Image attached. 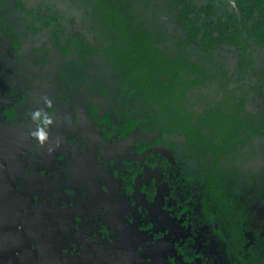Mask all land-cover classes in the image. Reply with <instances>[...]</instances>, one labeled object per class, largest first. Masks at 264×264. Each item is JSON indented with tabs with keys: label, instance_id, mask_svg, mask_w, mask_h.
<instances>
[{
	"label": "flooded vegetation",
	"instance_id": "af4514ba",
	"mask_svg": "<svg viewBox=\"0 0 264 264\" xmlns=\"http://www.w3.org/2000/svg\"><path fill=\"white\" fill-rule=\"evenodd\" d=\"M68 1L84 7L79 19L48 0H0V264H164L161 222L182 209L166 208L165 159L169 188L155 213V187L139 161L111 148L126 112L109 109L98 138L90 116L81 115L79 89L92 93L100 82L91 69L114 77L68 41L86 10ZM178 246L181 260L190 261L193 238Z\"/></svg>",
	"mask_w": 264,
	"mask_h": 264
},
{
	"label": "trees",
	"instance_id": "16d2710c",
	"mask_svg": "<svg viewBox=\"0 0 264 264\" xmlns=\"http://www.w3.org/2000/svg\"><path fill=\"white\" fill-rule=\"evenodd\" d=\"M78 1L85 16L68 41L110 67L143 127L182 137L195 164L163 160L166 208L191 207L223 264H264V70L253 56L264 0ZM220 46L237 52L234 77Z\"/></svg>",
	"mask_w": 264,
	"mask_h": 264
},
{
	"label": "rangeland",
	"instance_id": "374dc122",
	"mask_svg": "<svg viewBox=\"0 0 264 264\" xmlns=\"http://www.w3.org/2000/svg\"><path fill=\"white\" fill-rule=\"evenodd\" d=\"M48 1L66 18L75 17L79 19L82 16L84 7L77 3H71L68 0ZM43 37L44 35L36 37L38 45L41 44ZM27 47H29L28 44L23 46V50ZM218 52L229 73L234 77L236 74V50L229 46H220L218 47ZM253 56L257 68L264 70V48H255ZM91 72L100 82L93 89L92 93L79 89L80 94H78L77 100L86 109L82 111L81 115L83 117L90 116V118L88 117L90 119L89 122L98 138L101 133L102 118H105L104 114L109 109L116 108L126 112L127 120L125 125L118 137L112 139L113 141L110 142L113 146L111 148L119 152V154L131 155V157L139 161L146 182L153 184L155 187L151 207H153V212L159 213L162 210L163 197L169 188L164 177L165 175L160 168L161 159L167 160L177 171L187 167L193 170L195 164L183 158L186 145L180 136L162 134L157 129H144L142 120L126 107L124 95L120 91V85L112 78L110 70L91 69ZM6 135L9 136V133H5ZM2 140L0 139V141ZM136 141L144 143V147L137 149L135 145ZM106 148L111 150L109 146ZM190 214L191 207L187 206L180 210L176 218L171 217L162 220L163 235L157 243V248H159L161 256H164V264H168L167 261H169L170 256L175 259L174 264H223V259L216 248V241L211 235L209 226L192 219ZM186 237H192L194 240V254L190 261L183 262L181 255L176 251L177 247H179L178 245ZM249 239L250 243L254 242L250 235Z\"/></svg>",
	"mask_w": 264,
	"mask_h": 264
}]
</instances>
